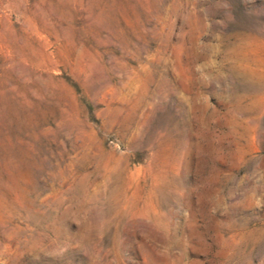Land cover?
Wrapping results in <instances>:
<instances>
[{"label": "rangeland", "instance_id": "rangeland-1", "mask_svg": "<svg viewBox=\"0 0 264 264\" xmlns=\"http://www.w3.org/2000/svg\"><path fill=\"white\" fill-rule=\"evenodd\" d=\"M0 264H264V0H0Z\"/></svg>", "mask_w": 264, "mask_h": 264}]
</instances>
